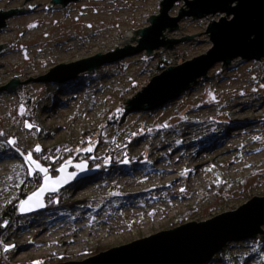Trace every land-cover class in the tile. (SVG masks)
Returning a JSON list of instances; mask_svg holds the SVG:
<instances>
[{
  "label": "rangeland",
  "instance_id": "rangeland-1",
  "mask_svg": "<svg viewBox=\"0 0 264 264\" xmlns=\"http://www.w3.org/2000/svg\"><path fill=\"white\" fill-rule=\"evenodd\" d=\"M49 1L0 0L2 11L25 9L9 17L0 31V44L7 43L0 53V86L14 77L36 78L58 64L102 55L115 47H136L140 36L119 43L128 39L122 35L150 26L146 19L159 14L163 0H74L65 6ZM27 3L35 6L27 10ZM183 4H174L169 16L176 17L180 7L187 10ZM223 16L184 17L163 37L194 35L193 39L158 48L150 56L142 51L99 66L82 74L95 73L84 84L70 85L72 81L48 92L50 83L27 80L14 92H0V212L5 204L18 201L21 192L29 194L40 187L44 176L34 175L26 162L29 153L40 161L32 151L36 146L47 153L63 144H79L77 151L88 145L93 152L100 135L97 153L103 156L114 141L125 143L133 132L137 136L127 149L133 164L121 162L101 170V163L95 167L81 156L78 162L96 168L95 174L47 194L44 211L19 215L0 235V264L81 261L264 196V58L238 60L228 67L215 64L177 99L151 113L126 112L120 119L127 99L160 73V66H176L205 54L212 46L207 25ZM43 100L46 108H37ZM25 117H31L33 124ZM174 152L181 153L180 163L171 158ZM73 156L51 169L45 162L40 165L55 177L56 169ZM121 156L122 151H116L115 159ZM161 162L164 165L156 169ZM168 164L173 172L166 171ZM165 175L175 180L168 182ZM149 176L157 177L155 185L143 188ZM52 197L68 205L49 208ZM207 264H264V242L229 243Z\"/></svg>",
  "mask_w": 264,
  "mask_h": 264
},
{
  "label": "water",
  "instance_id": "water-1",
  "mask_svg": "<svg viewBox=\"0 0 264 264\" xmlns=\"http://www.w3.org/2000/svg\"><path fill=\"white\" fill-rule=\"evenodd\" d=\"M74 0H50L62 6ZM183 1L187 10L180 7L176 17H170L169 11L177 2ZM24 3V2H23ZM183 4V5H184ZM30 10L34 6H29ZM47 4L45 7H48ZM25 9H0V31L6 20ZM224 14L218 21L210 20L205 30L209 35L211 48L205 54L193 57L176 66L166 67L153 76L149 83L142 87L132 98L125 102V112H149L162 107L167 102L177 99L189 90L198 80L205 78L215 64L228 67L235 61H259L264 58V0H163L160 1L158 15L149 19L150 26L136 31L130 29L119 43L137 38L136 47L124 45L115 47L114 51L95 54L68 64H58L36 78L29 77L20 81L12 78L0 86V92H14L20 84L29 81L65 84L74 81L82 74L90 73L99 66L114 63L126 55L145 51L150 56L158 48H170L183 39H164L163 33L177 28V22L184 17L203 18L207 15ZM203 32V33H205ZM198 35V34H195ZM193 39V38H192ZM196 39V38H195ZM7 43L0 44V53ZM38 164V163H36ZM35 169L44 176L41 185L32 191L19 204V214H32L46 209L47 194H56L70 184L95 174L96 168L89 169L85 161L62 165L57 169V176L52 177L47 169ZM44 169V171H41ZM47 182V186H46ZM45 189L41 192V189ZM40 193L39 205L32 202L31 208L26 202L34 194ZM42 205V206H40ZM264 196H253L233 211L223 212L204 221H191L169 230L160 231L127 244L112 247L81 261H68L58 264H207L225 246L232 242L259 239L264 242Z\"/></svg>",
  "mask_w": 264,
  "mask_h": 264
},
{
  "label": "trees",
  "instance_id": "trees-1",
  "mask_svg": "<svg viewBox=\"0 0 264 264\" xmlns=\"http://www.w3.org/2000/svg\"><path fill=\"white\" fill-rule=\"evenodd\" d=\"M165 68H166V66H160L158 69L161 72ZM94 76H95V73H92L91 75H82V76L78 77L77 79H75L74 82H73V84H70V85H80V84H84V83L87 82V80H90ZM67 86H69V85H67L66 83L65 84H62V85L50 83V84L47 85V89H48V92H54V91H57L59 89L61 90V89L65 88V87H67ZM37 108L45 109L46 108V102H45V100L39 102L38 105H37ZM149 112L151 113L153 111H149ZM125 115H126V112L124 110L120 111V119L121 118L124 119L123 117ZM25 120H27L28 122H30V124H33V121L31 119V117H25ZM109 122H113V121H109ZM118 122H116V123H118ZM135 134H136L135 132L128 134V136L126 138H131V141H128V142H127V139L126 138L124 139V140H126V142L125 143H122V144L116 143L114 141V143H112L110 145V147L112 149H108V151L103 156H101V155H99L97 153V150H98L97 149V146L102 143L101 136L100 135H98V137L95 138V141L93 143V148L95 150L93 152H91L89 149L86 148V146H88V145L84 146L82 149H80L79 151H77L76 150L77 149L76 147H78L79 144H77L78 146L77 145L76 146L75 145L74 146H71V145H65V144H63V145H60L58 147H53V148L49 149V152H47V153H45V150L42 147L36 146L32 151H33L34 154H37L38 155V158L40 159V161L42 163L45 162V164L47 165V167H46L47 169L48 168L49 169L54 168L56 164H59L60 165L64 161L67 162L66 160L70 156H73L75 154V152H76V154L73 157H71L72 158V161H70L69 164L73 165L74 163H76V162H78L80 160V157L81 156L84 155V158L86 157L87 161L95 162V167H97V165L99 163H101L102 164L101 165V170H102L103 168H111L116 163L118 164V163L123 162L124 165H129V164H133V163L136 162V161H133L134 159L129 155V153L127 151L128 145L132 144L137 139V136H135ZM86 135L87 134H85V137H86ZM3 139H6V138H3ZM8 141L6 140V142H8ZM92 141H88V143L89 142L91 143ZM37 147H39L40 151H36V148ZM74 147H75V149H74ZM14 150H17V149L14 148ZM119 150L122 151V156H121L120 159L116 160L115 159V154H116V151H119ZM140 158H142V156ZM32 160L35 161V164L38 163V164H41L42 165V163L40 161H38L37 159H35L34 157H32ZM124 160H127V163L124 162ZM26 162L30 165L29 167L31 168V170H32V172H33L34 175H40V173L37 172L36 169H35V164H32V163L28 162L27 160H26ZM56 171H57V169H56ZM81 181H86V179H84V180L82 179ZM78 182H79V180L76 181V182H74V184L76 185ZM27 195H28L27 192H23V193L21 192L20 193V198H19L18 201H14V202L12 201L9 204H5V206L1 209V212H0V235L3 232H6L7 231L6 228L11 223H13L14 221L17 220V218L20 215L19 214V211H18V208H19V205L18 204H20V202L24 198H26ZM53 198L54 197L51 198L52 199L51 202H53V205L52 206L50 205L49 208H51V207L61 208L60 206H66V205H68L67 203H62V202L60 203V201H55V200H53ZM54 202H56V203H54ZM250 242H253V243L257 242L258 243L259 240L258 239H252V240H250Z\"/></svg>",
  "mask_w": 264,
  "mask_h": 264
},
{
  "label": "bare ground",
  "instance_id": "bare-ground-1",
  "mask_svg": "<svg viewBox=\"0 0 264 264\" xmlns=\"http://www.w3.org/2000/svg\"><path fill=\"white\" fill-rule=\"evenodd\" d=\"M231 144H233V142H231ZM180 155H181V153L179 154V153H175V152H174V153H172L171 158H173L175 162H179L178 157H179ZM179 163H180V162H179ZM159 165H162V166H163V165H164V162L157 163L156 166H155V168H156V169L161 168V166H159ZM168 165H170V164H168ZM170 166H171V165H170ZM166 169H167L166 171H167L168 173L174 171V167H173V166H171V167H167ZM165 179H166V181H168V182H171V181H174V180H175V178L172 177L171 175H169V177H168V175H165ZM156 180H157V177H150V176H149V177H145V179H144L143 182H142V186H143V188L154 186ZM129 190H133V188L129 187ZM132 205H133V204H130L129 206L131 207ZM127 214H128V213H127ZM111 235H112V234H109L106 238H109V239H110Z\"/></svg>",
  "mask_w": 264,
  "mask_h": 264
},
{
  "label": "snow or ice",
  "instance_id": "snow-or-ice-1",
  "mask_svg": "<svg viewBox=\"0 0 264 264\" xmlns=\"http://www.w3.org/2000/svg\"><path fill=\"white\" fill-rule=\"evenodd\" d=\"M28 127H31V125H28ZM8 143L9 144H14L15 142L14 141H8ZM36 151H40L39 147L36 148ZM26 160L28 162L32 163V164H35V161L32 160V157H31V154L30 153L27 155ZM36 167H39V165L36 164ZM41 171H44V169H41ZM46 186H47V182H46ZM44 190L45 189L42 188L41 189V192H43ZM39 196H40V193H36V194H34L33 197L29 198V201L26 202L27 207L28 208H31L33 206V204H32L33 201H35V203L37 205H39ZM40 206H42V205H40ZM5 250H7V249H5Z\"/></svg>",
  "mask_w": 264,
  "mask_h": 264
}]
</instances>
